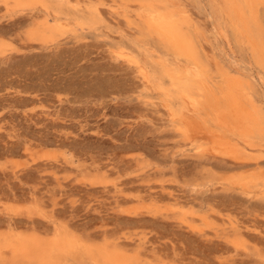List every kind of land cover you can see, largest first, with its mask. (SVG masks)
<instances>
[{"label":"rangeland","instance_id":"1","mask_svg":"<svg viewBox=\"0 0 264 264\" xmlns=\"http://www.w3.org/2000/svg\"><path fill=\"white\" fill-rule=\"evenodd\" d=\"M160 1L200 32L211 87L183 92L162 73L173 58L143 35L139 0L0 3V240L67 234L136 264H264V145L226 125L216 87L233 71L264 110V70L211 0ZM46 18L54 35L29 40ZM29 262L0 246V264ZM63 264L99 263L81 250Z\"/></svg>","mask_w":264,"mask_h":264},{"label":"bare ground","instance_id":"2","mask_svg":"<svg viewBox=\"0 0 264 264\" xmlns=\"http://www.w3.org/2000/svg\"><path fill=\"white\" fill-rule=\"evenodd\" d=\"M139 1L144 10L141 27L143 35L155 38L173 58V61L162 64V73L177 81L183 87V92L188 85L192 87L196 83L200 84L198 89L201 90L211 87L213 77L210 76L207 63L200 52L198 42L200 32L193 30L192 20L186 11L175 10L171 4L160 0ZM41 2L43 0H0V3L6 5L14 3L16 7L33 6ZM210 6L220 17H226L236 35L249 48L254 62L264 70V0H211ZM55 21L59 20L55 19ZM32 25L25 32V36L33 41L48 40L56 30V26L49 24L47 18L44 22L34 21ZM183 62L186 64L184 65ZM240 70L236 71L242 72ZM219 77L220 81L217 82L216 87L227 99L223 113L226 125L233 126L231 130L248 146H263L264 110L256 104L252 96L255 92L254 87L247 79L236 76L233 71L220 69ZM201 93L204 92L199 94ZM191 99L195 100V98ZM225 148L234 157L242 158L244 155L251 157L238 143L232 145L225 143ZM250 182L251 180L242 179L238 181L242 185H248ZM0 246L10 248L14 253L22 255L30 260V264L33 261V264H63L64 259L76 256L81 250L99 264H134L135 262L134 259L131 260L132 258L128 259L116 246L83 244L79 239L67 234H58L48 242L40 241L30 235L5 236L0 240Z\"/></svg>","mask_w":264,"mask_h":264}]
</instances>
